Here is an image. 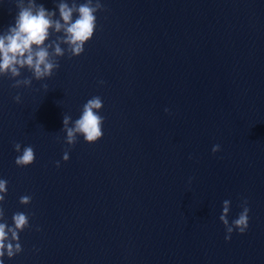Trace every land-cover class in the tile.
Here are the masks:
<instances>
[{
    "label": "water",
    "instance_id": "obj_1",
    "mask_svg": "<svg viewBox=\"0 0 264 264\" xmlns=\"http://www.w3.org/2000/svg\"><path fill=\"white\" fill-rule=\"evenodd\" d=\"M61 2L85 0H36L63 23ZM101 3L80 56L49 30L50 54L64 50L51 77L0 76V223L23 212L30 225L4 264H264V0ZM17 12L0 0V34ZM94 96L103 137L67 144L64 117L74 127ZM14 143L33 147L32 165ZM225 200L230 223L250 209L231 240Z\"/></svg>",
    "mask_w": 264,
    "mask_h": 264
},
{
    "label": "clouds",
    "instance_id": "obj_2",
    "mask_svg": "<svg viewBox=\"0 0 264 264\" xmlns=\"http://www.w3.org/2000/svg\"><path fill=\"white\" fill-rule=\"evenodd\" d=\"M18 12L14 18V24L9 25L7 29L0 34V76L10 74V78L19 77L20 69L27 67L32 77L23 80H14L13 88H20L22 85L30 87L32 79L43 80L45 77H51L54 69H58L60 64L55 62L53 56H63L64 50L59 43H55V51L50 54L49 48L51 44L45 45L49 39L50 29H54L59 33L61 30L64 36L61 41L69 46L72 56H80L85 51V45L93 38L97 28V13L104 11L105 7L101 0H85L84 3L76 4L70 7L68 3L61 2L58 4L60 19H53L56 13L46 10L43 4H37L36 0H16ZM78 15L73 19V13ZM35 46V47H34ZM71 58V57H70ZM101 84L104 81H100ZM45 91L48 85L43 84ZM17 103L21 102V96L18 94L14 97ZM102 99L99 96L90 98L84 105L80 117L75 121L74 127H68L71 117L65 116L63 123L67 133L66 143L71 145L75 143L77 133H81L88 143H96L104 133L102 130L104 117L99 115L97 110L103 108ZM165 111H169L165 109ZM17 153H21L16 157L15 163L20 167L32 165L36 160V154L31 146L23 147L20 143H14ZM220 145H215L212 149L213 153L219 152ZM64 161L69 160V154L65 151ZM56 166L60 167V162H56ZM191 182V181H190ZM8 182L0 179V201L5 200L7 194ZM32 198L30 196H22L21 204H28ZM229 200L223 202V214L220 220L223 222L227 235L226 240H231V234L234 230H238L240 234H244L249 227V212L247 200L241 205L243 211L238 218L231 223L228 219L230 211ZM3 216V209L0 208V217ZM14 227H8L4 223H0V264H4V257L9 259L23 252L20 242V232L28 225V215L23 212H17L13 215ZM7 229V231H6ZM39 230V229H38ZM11 233V239H9Z\"/></svg>",
    "mask_w": 264,
    "mask_h": 264
}]
</instances>
